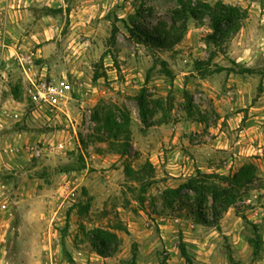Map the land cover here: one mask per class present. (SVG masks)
I'll list each match as a JSON object with an SVG mask.
<instances>
[{
	"label": "rangeland",
	"instance_id": "rangeland-1",
	"mask_svg": "<svg viewBox=\"0 0 264 264\" xmlns=\"http://www.w3.org/2000/svg\"><path fill=\"white\" fill-rule=\"evenodd\" d=\"M220 1L247 9L248 17L264 16V0ZM178 8L179 0H0V63L8 65L11 86L18 87L24 103L11 108L22 114L21 120H0V264H70L62 241L79 264H264V56L258 52L253 59L252 67L263 77L254 75L259 82L249 84L247 107L239 108L245 116L235 122L230 73L214 71L217 65H232L237 33L222 46L208 43L212 28L205 17L189 19L183 40L170 50L137 43L130 36L128 27L133 25L146 30L161 22L171 26ZM247 41L249 47L259 45ZM198 61L207 64L198 70ZM23 68L29 75L68 81L63 111L69 116L35 111L25 96ZM96 73L100 77L94 80ZM142 87L147 88L151 125L167 124L175 133L185 131L187 121L200 123L199 130L183 134L193 145L210 143L220 128L236 147L233 151L249 153L240 154L235 164L234 154L217 148L220 153L210 163L211 170L200 169L203 173L228 175L247 162L258 166V178L240 188L243 197L223 215L221 230L198 224L186 210L177 209L176 201L172 208L166 202L169 189L197 170L177 180L151 162L155 180L141 193L140 184L124 173V158L99 140L108 134L100 130L102 121L94 120L95 113L104 117L112 110L120 116L125 111L131 117L132 165L139 169L149 160L134 147L136 134L149 128L140 119L135 98ZM189 98L194 105L191 115ZM3 111L0 105V114ZM17 127L29 131L21 138L23 144L12 133ZM61 140L68 143L64 149L58 148ZM36 145L42 150L39 156L31 150ZM80 156L85 168L71 170ZM253 224L260 226L263 239L257 255L251 243L256 236ZM96 228L120 239L109 257L94 250Z\"/></svg>",
	"mask_w": 264,
	"mask_h": 264
},
{
	"label": "trees",
	"instance_id": "trees-1",
	"mask_svg": "<svg viewBox=\"0 0 264 264\" xmlns=\"http://www.w3.org/2000/svg\"><path fill=\"white\" fill-rule=\"evenodd\" d=\"M180 8L174 11L172 25L167 26L161 22L155 25L151 30H146L139 25L128 27L130 36L137 42L143 43L152 48L159 50H170L175 45L179 44L187 31V23L189 19L201 21L205 17H209L211 21L212 32L207 35V42L216 46H222L230 40V38L238 33L243 25V22L248 17L247 9L226 4L223 1H217L214 4L197 0L193 4L192 0H179ZM55 12H59L56 10ZM117 27L114 26L111 38L115 39ZM207 63L198 61L196 67L199 70L201 66ZM230 67L218 66L214 73L226 71L238 75H253L263 73L257 71L253 67L246 66L243 63L235 60L231 61ZM100 77L97 73L94 74V80ZM262 88V80L259 84V89ZM18 87L13 88V95L19 99ZM136 102L139 108V116L142 123L146 126H151L148 122L149 102L147 99V88L142 87L136 95ZM194 108L192 98L188 99L187 113L191 115ZM94 120H101L100 130L105 131L106 137H99L101 142L108 143L110 150L124 158V173L132 181L140 184L141 193H145L146 189L154 183V166L151 161L146 162L139 168L135 169L132 165V131L130 128L131 117L125 111H120V116H117L112 110L107 111L104 117H99V113H95ZM137 158V154L136 157ZM80 163L76 166L69 167L71 170H83L85 163L83 157H79ZM69 168H64L68 171ZM258 178V166L252 162L244 163L237 171L226 174L218 173H203L197 169L196 174L190 176L185 182L178 185L176 188L169 189L170 197L166 199L167 204L172 208L173 202H177L178 210H186L194 217L198 224L204 226H212L217 230H221V219L228 209L236 204L243 196L240 193V188L251 184ZM186 191L193 192V195L185 193ZM170 198V200H169ZM256 236L251 240L254 254L257 255L263 242L262 236L259 233L260 226L253 224ZM92 242L96 253L102 257H109L117 251L120 244L118 235L105 228H96L92 231ZM62 251L66 260L70 264H79L75 261L72 254L66 248L62 241ZM181 252L186 260L190 262V258L184 246Z\"/></svg>",
	"mask_w": 264,
	"mask_h": 264
},
{
	"label": "crops",
	"instance_id": "crops-1",
	"mask_svg": "<svg viewBox=\"0 0 264 264\" xmlns=\"http://www.w3.org/2000/svg\"><path fill=\"white\" fill-rule=\"evenodd\" d=\"M16 20L17 25L21 28L23 26L22 21H19V19L17 18ZM19 37L23 36L19 35ZM248 38L253 41H258V47H255L254 45L249 47L247 41ZM233 44H235V50H233L232 58L237 62L252 67V63L254 61L253 59L256 55L260 53L264 56V16L248 17L246 25H244L236 34ZM237 44L241 45L239 46ZM9 48L12 51H15L12 49V47ZM1 56L3 57V60L9 58L8 52H6V50L2 52ZM23 71L26 73L25 68H23ZM21 72L22 70H20V73ZM11 75L12 73L8 69V65L0 63V105L2 108H4V111L0 114V120L3 121L11 120L12 118H14V120H21L22 116L20 112L11 111L12 109H19L18 106L24 104L22 100L16 99L12 93L13 88L11 86ZM254 75L257 74H229L228 85L232 86V89L229 90V98L234 101L230 104V108L236 111V114H234L231 119L235 122L236 120H238L239 116H241L240 120H242V117L245 116L246 111H239V108L247 107V104H245V102H247L246 92L249 89V84L254 81L256 82L257 80L259 82L258 77ZM260 100L262 102L264 101V91L261 93ZM252 109L253 108L250 107V110ZM63 114H67L69 116V114L65 111H63ZM252 114V111H250L249 115L251 116ZM222 120H224V118H222ZM187 123L188 125L186 124L185 131H177L175 133L168 129L167 124L151 125L146 130L140 131L138 134H136L135 137L138 142H134V147L138 152L147 155V157L155 167L157 166L162 170H166L170 174V176L178 178L177 180H183L180 177L185 178L186 176H190L197 169L205 168L206 170L210 171V163H213V159L217 156L216 154L220 153L216 151L217 148L226 151L228 150V152L224 151L223 153L234 154V156L236 157L235 164H238V160L242 159V156H240V154L249 156V153L246 150L233 151L236 147H232V143H229V141L227 140L225 131L220 130V128L217 129L216 136L214 138H210V143L202 145L190 144L189 141L185 139L183 135L184 132L199 130L201 128V124L197 123V126H194L196 122L191 124L190 121H187ZM219 127H221V123L219 124ZM172 129H175L174 126ZM12 133H14V135L21 139L22 137L27 135L29 131L24 128L17 127L12 131ZM40 134L42 136L44 135V133ZM20 141L19 142L23 144L24 140L21 139ZM61 143L65 144L64 148L67 147L68 143L66 141L61 140L59 144ZM9 148L15 150L16 147L11 144L9 145ZM260 150L261 149H259L258 151ZM205 164H208L206 165L207 167L205 166ZM217 171H219V169Z\"/></svg>",
	"mask_w": 264,
	"mask_h": 264
},
{
	"label": "built area",
	"instance_id": "built-area-1",
	"mask_svg": "<svg viewBox=\"0 0 264 264\" xmlns=\"http://www.w3.org/2000/svg\"><path fill=\"white\" fill-rule=\"evenodd\" d=\"M25 96L33 105L35 111L44 112L50 115L63 112L66 98L70 92V84L65 79L47 77L44 74L39 76L26 73ZM60 149L65 147L64 143L59 144ZM35 156L41 154L39 146L31 147Z\"/></svg>",
	"mask_w": 264,
	"mask_h": 264
}]
</instances>
